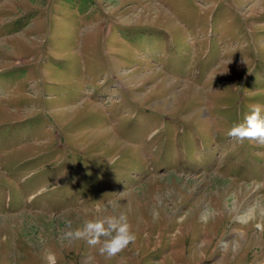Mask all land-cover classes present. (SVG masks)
<instances>
[{
	"label": "rangeland",
	"instance_id": "374dc122",
	"mask_svg": "<svg viewBox=\"0 0 264 264\" xmlns=\"http://www.w3.org/2000/svg\"><path fill=\"white\" fill-rule=\"evenodd\" d=\"M255 103L264 0H0V264H264ZM121 214L111 259L65 238Z\"/></svg>",
	"mask_w": 264,
	"mask_h": 264
},
{
	"label": "clouds",
	"instance_id": "9594fccd",
	"mask_svg": "<svg viewBox=\"0 0 264 264\" xmlns=\"http://www.w3.org/2000/svg\"><path fill=\"white\" fill-rule=\"evenodd\" d=\"M228 136L238 142L245 140L264 144V105L255 103L249 106L248 113L242 122L234 123ZM69 228L65 238L73 241H85L91 248L106 258H113L135 243L136 233L125 215L97 216L83 222L80 227L72 228V222L66 221ZM103 238V239H102Z\"/></svg>",
	"mask_w": 264,
	"mask_h": 264
}]
</instances>
